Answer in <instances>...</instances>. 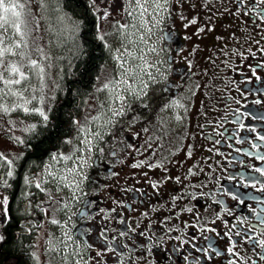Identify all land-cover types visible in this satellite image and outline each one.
<instances>
[{
    "label": "flooded vegetation",
    "instance_id": "af4514ba",
    "mask_svg": "<svg viewBox=\"0 0 264 264\" xmlns=\"http://www.w3.org/2000/svg\"><path fill=\"white\" fill-rule=\"evenodd\" d=\"M151 1L150 44L136 43L129 55L141 63L138 76L129 80L123 114L113 116L108 100L103 122L93 123L92 152H80L78 130L87 126L77 105L64 128L53 118L63 107L60 77L47 94L30 76L23 96L0 94L9 109L0 110V199L8 197L11 216L0 229V264H264L246 242L264 231L257 218H264V176L255 171L264 169V67H257L264 4L169 0L156 8ZM133 3L76 0L90 20L98 66L114 69V35L127 29L120 25L128 26ZM87 102V111L99 105ZM54 125L52 142L39 145ZM71 162L75 180L62 183L58 171Z\"/></svg>",
    "mask_w": 264,
    "mask_h": 264
},
{
    "label": "rangeland",
    "instance_id": "374dc122",
    "mask_svg": "<svg viewBox=\"0 0 264 264\" xmlns=\"http://www.w3.org/2000/svg\"><path fill=\"white\" fill-rule=\"evenodd\" d=\"M133 1V11L127 29L120 30L118 33L116 31L114 35V39L116 40L114 49V57L116 62L115 67L112 70L113 76L111 77H113V79L109 78L108 81H104L107 78V74L105 73L101 78L98 79L99 82H104L97 83L95 85V94L92 96V98L99 105L93 111H90L89 108L87 111V108L85 107L84 113L79 117L80 123H82L81 125H84V127L87 126V129L82 132V145L80 147V152L85 149V141H93V123H95V125H99L103 122L106 115L105 105L107 104V101H115V105L113 107L116 110L122 109L125 105L124 94L126 93V90H131L133 88L129 80H134L138 76V71L140 70V62L138 63L134 57L133 59H130L129 56L131 54V49L134 47L133 45L136 43L144 45L150 44V38L145 36V31H150L154 23L152 1L140 0V4L143 5V8L147 9L143 16L140 15L143 9L136 3V0ZM15 2L25 5L23 9L18 10L21 11V18L28 25L29 34L26 37L28 47L22 49V51L27 54L24 64L25 61H27V58L30 57L31 59L38 61L39 67H42L44 72L40 73L38 68L30 69L28 67H24V69L26 73L32 77L34 80L33 82L39 83L42 95L43 93H46V83L49 87H53L57 74V68L60 64L61 58L56 53V50L58 49V36L61 35L62 39L64 38L67 41V39H69L70 31L73 30V27L70 22H67L66 19L60 15L57 18L49 17L45 3L41 4L38 2V0H15ZM141 24H144L145 26L141 27ZM9 32H11V29H9ZM7 59L19 61L20 57L8 56ZM143 63L144 60H142V66ZM25 65H27V62ZM106 68L109 70L108 68L110 67ZM124 81H127V83H124ZM40 82L43 84L40 85ZM105 82H107L106 84L109 85L107 89L104 88ZM19 89V92H21L23 96L26 92L23 90L22 86ZM39 93L40 92L38 89L36 92L32 91L31 94L37 95ZM117 96H122L123 100L118 99ZM34 103L35 101L32 100V104ZM85 105H88V102ZM34 107L37 108L36 105ZM93 117H96L97 119H93ZM73 159L74 156L72 160ZM73 165L74 163L71 162V164H64L60 167L58 175L60 179L63 178L62 183L70 184L75 180V178H69V174L72 172L70 170L74 169Z\"/></svg>",
    "mask_w": 264,
    "mask_h": 264
},
{
    "label": "snow or ice",
    "instance_id": "6c2138e0",
    "mask_svg": "<svg viewBox=\"0 0 264 264\" xmlns=\"http://www.w3.org/2000/svg\"><path fill=\"white\" fill-rule=\"evenodd\" d=\"M95 2V0H93ZM211 0H205L206 6L209 5ZM260 4H264V0H258ZM136 3L143 9L140 13L141 16H143L144 12L147 11V9L143 8V5L140 4V0H136ZM169 0H163V3L160 2V0H156L155 7L156 8H163L164 5L168 4ZM25 7L22 3H16L15 0H0V85L3 87H0V94L2 96H22V93L18 90H14V86H21L24 81L29 80V75L22 70L24 67H28L30 69H39L40 73L44 72V69L42 67H39L38 61L35 59H31L30 57L27 58V65L24 64V60L26 58V53L22 51V49H25L28 47L27 39L28 36V25L27 23L21 18L22 13L18 9H23ZM167 11V9H164ZM209 11H211V8L209 7ZM129 16L132 15L131 12L128 13ZM108 13L105 11L104 16H107ZM262 17H264V12H262ZM183 18V17H182ZM159 21H157L158 23ZM189 24H195L196 19H192L188 22ZM135 26V25H133ZM144 24H141V27H144ZM188 25L186 24L185 27ZM127 25H120V28L126 29ZM9 29H11V32H9ZM205 30L211 31L212 29H205V28H199L198 32H203ZM18 37V39H17ZM217 39H222V37H217ZM257 43H259L257 41ZM19 50V51H18ZM261 52H264V48L260 49ZM221 52L227 57L229 56V52L225 50V48H221ZM249 52L252 56H255V52H252L251 49H249ZM232 55H238L243 57V53H240L238 49H233L231 52ZM8 56H19V61H12L8 60ZM247 59V57H243ZM222 63L225 64V66L228 65L227 61H222ZM257 67H264V64H258ZM127 71V70H126ZM252 76H254L257 80H260L261 77L256 74V69L252 68ZM42 78V77H41ZM154 79V78H153ZM124 83H127V81H124ZM109 87L108 84L104 85V88L107 89ZM131 87V86H129ZM144 87H147L145 85ZM6 90V91H5ZM146 94V93H145ZM0 96V98H2ZM118 99L123 100L122 96H117ZM175 103V102H174ZM239 103V101H237ZM256 103H260V101H256ZM182 106V105H180ZM0 110H3L4 112L9 111L7 107L4 105H0ZM27 111V109H25ZM123 114L122 109L112 110L113 116H120ZM41 115H44L43 112H41ZM44 119L47 120V116H44ZM93 119H97L96 117H93ZM179 119V117H177ZM110 122V121H109ZM96 135H99L97 133ZM260 139H264V136L260 137ZM85 149L87 152H92V141L88 140L85 141ZM188 155H191V151H189ZM0 159H4L3 156H0ZM261 159H264V157H261ZM88 163L86 159L81 158L79 167H83ZM144 162L141 161L140 163L133 164L132 167H140ZM149 167H159V165H149ZM70 171H75V169H71ZM256 172L260 173L261 176H264V169L256 168ZM189 174L192 173V170L189 169ZM115 175V173H113ZM8 176H12V172H8ZM63 179V178H62ZM179 179V178H177ZM27 182V178H26ZM7 183V181H5ZM153 188H156L157 185L153 183ZM37 187H40V185H37ZM235 198V197H234ZM9 200L7 196H4L2 199H0V205L3 207H0V229H5L7 225L11 223V216L10 211L8 209ZM188 211H191V209H188ZM260 224L264 225V218L257 217ZM53 224H58L59 222L56 220L51 221ZM6 232H0V242L5 240ZM224 236H229V232H225L223 234ZM237 236L240 235L239 232L236 233ZM71 239V237H69ZM179 239V237H177ZM231 240V237H229ZM246 242H250L253 251H255L257 248L259 249V252L256 253V255L259 257L260 260H264V231L261 232V238H257L252 235L246 236ZM199 251H202L204 253L208 252V249H199ZM227 252L231 255H236V253L233 250V246H230L227 248ZM79 255V253H77ZM97 255H101V253H97ZM215 255H220V252H215ZM230 264H236V262H230Z\"/></svg>",
    "mask_w": 264,
    "mask_h": 264
},
{
    "label": "trees",
    "instance_id": "16d2710c",
    "mask_svg": "<svg viewBox=\"0 0 264 264\" xmlns=\"http://www.w3.org/2000/svg\"><path fill=\"white\" fill-rule=\"evenodd\" d=\"M75 3L76 0H45L49 17L57 18L60 15L73 27L67 41L62 39L61 35L58 36V49L56 50L61 58L56 77L63 79L62 94L60 95L63 107L61 111L53 115V118L58 119L63 128L69 124V115L77 106L80 115L85 100L92 92L95 77L103 67L102 64L98 66V56L93 55L95 48L90 42V20L85 14L84 8L76 6ZM59 115L60 117H58ZM53 127L55 128H47L40 134L41 138L36 140L40 141L39 145L52 142L55 131H58L56 125Z\"/></svg>",
    "mask_w": 264,
    "mask_h": 264
},
{
    "label": "bare ground",
    "instance_id": "6f19581e",
    "mask_svg": "<svg viewBox=\"0 0 264 264\" xmlns=\"http://www.w3.org/2000/svg\"><path fill=\"white\" fill-rule=\"evenodd\" d=\"M111 67V66H110ZM67 72V71H66ZM61 74V73H60ZM58 77V76H57ZM59 81H61V80H59ZM106 81V80H105ZM101 82H103V81H101ZM94 83V82H93ZM97 88V87H96ZM44 94V93H43ZM88 95V94H87ZM86 95V96H87ZM44 96V95H43ZM49 96V95H48ZM42 97V96H41ZM85 97V96H84ZM41 99V98H40ZM36 111V110H35ZM39 123V122H38ZM49 125V124H48ZM73 138H75V137H73ZM74 142V141H73ZM66 143V142H65Z\"/></svg>",
    "mask_w": 264,
    "mask_h": 264
}]
</instances>
